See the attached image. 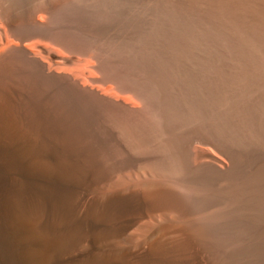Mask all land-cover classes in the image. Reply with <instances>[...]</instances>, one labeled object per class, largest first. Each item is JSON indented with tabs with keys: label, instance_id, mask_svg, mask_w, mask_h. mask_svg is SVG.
Instances as JSON below:
<instances>
[{
	"label": "bare ground",
	"instance_id": "bare-ground-1",
	"mask_svg": "<svg viewBox=\"0 0 264 264\" xmlns=\"http://www.w3.org/2000/svg\"><path fill=\"white\" fill-rule=\"evenodd\" d=\"M0 264H264V0H0Z\"/></svg>",
	"mask_w": 264,
	"mask_h": 264
},
{
	"label": "rangeland",
	"instance_id": "rangeland-1",
	"mask_svg": "<svg viewBox=\"0 0 264 264\" xmlns=\"http://www.w3.org/2000/svg\"><path fill=\"white\" fill-rule=\"evenodd\" d=\"M256 7H258V6H256ZM253 10H255L257 13H258V11H259V10H257V9H253ZM200 146H201V147H205L206 145H205V146H202V144H201Z\"/></svg>",
	"mask_w": 264,
	"mask_h": 264
}]
</instances>
